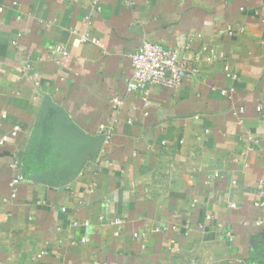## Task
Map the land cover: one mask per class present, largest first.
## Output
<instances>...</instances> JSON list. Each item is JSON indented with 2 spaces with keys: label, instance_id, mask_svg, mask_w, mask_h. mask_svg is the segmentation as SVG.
<instances>
[{
  "label": "crops",
  "instance_id": "0c3cea01",
  "mask_svg": "<svg viewBox=\"0 0 264 264\" xmlns=\"http://www.w3.org/2000/svg\"><path fill=\"white\" fill-rule=\"evenodd\" d=\"M129 1L0 0V264H264V0ZM145 40L197 73L127 92Z\"/></svg>",
  "mask_w": 264,
  "mask_h": 264
},
{
  "label": "built area",
  "instance_id": "2783aa9c",
  "mask_svg": "<svg viewBox=\"0 0 264 264\" xmlns=\"http://www.w3.org/2000/svg\"><path fill=\"white\" fill-rule=\"evenodd\" d=\"M129 3H133L127 0ZM100 9V7L98 8ZM242 31V28H238ZM72 38L70 39V46L77 47L86 43H92L97 45L99 43L98 39L91 35L88 30L78 31L76 29L71 31ZM228 33L233 34L234 29L228 27ZM47 51L49 54H60L65 56L69 53L65 45L60 43H55L48 45ZM205 60H216L218 54L215 51H209L206 55ZM201 59L199 55H195L193 59H187L185 57L179 56L176 52L165 49L158 43H154L150 40L143 41L136 51L130 55L132 75L126 82L125 90L127 92H141L143 96H147L149 88L152 86H162L169 89H175L180 86L183 80L188 76H193L197 73L196 62ZM28 69V66L24 68ZM119 102L113 101L112 108L115 109ZM261 104H257L256 109L261 110ZM243 107L239 109L240 113H243ZM7 118V113L5 111L0 112V128L1 123ZM20 130L19 125H13L8 134H3L0 137V145L4 144L10 137H15ZM105 141L111 138V130H106L102 132ZM98 169V162H96ZM81 173V172H80ZM215 177L219 176L218 173L213 174ZM20 182L19 179L13 178L10 183L12 191L10 194L11 198L16 196L15 186ZM234 182V181H233ZM231 206L234 207V204ZM102 220L101 217H99ZM114 223L122 222L120 219H115ZM258 224L262 223V220L257 221ZM75 224V222H74ZM87 225L88 222L83 223ZM134 237L143 236V233H133ZM86 239H82V242Z\"/></svg>",
  "mask_w": 264,
  "mask_h": 264
}]
</instances>
